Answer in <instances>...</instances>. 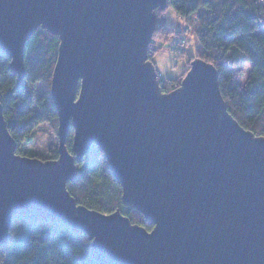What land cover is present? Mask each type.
Returning a JSON list of instances; mask_svg holds the SVG:
<instances>
[{
    "label": "water",
    "instance_id": "obj_1",
    "mask_svg": "<svg viewBox=\"0 0 264 264\" xmlns=\"http://www.w3.org/2000/svg\"><path fill=\"white\" fill-rule=\"evenodd\" d=\"M168 0H0V54L20 89L26 41L58 38L50 98L57 159L15 154L0 104V249L15 216L61 223L99 264H264V137L227 112L217 69L190 62L162 92L148 60ZM73 131L70 152L66 137ZM121 187L119 210L77 204L66 184L92 146Z\"/></svg>",
    "mask_w": 264,
    "mask_h": 264
},
{
    "label": "trees",
    "instance_id": "obj_2",
    "mask_svg": "<svg viewBox=\"0 0 264 264\" xmlns=\"http://www.w3.org/2000/svg\"><path fill=\"white\" fill-rule=\"evenodd\" d=\"M168 4L179 19L193 25L198 58L217 69L219 91L227 112L245 130L264 137V0H168ZM168 31L167 27L161 30L164 41L174 34ZM152 44L153 38L148 45V57L156 52ZM58 46L57 37L36 29L26 41L25 78L20 89L15 87L9 57L0 54V104L8 132L17 144L15 154L19 156L24 155L19 146L30 142L37 127L33 107L47 117L55 114L49 86ZM249 64L248 76L243 82L238 81V72ZM158 82L164 93L181 83L178 78ZM37 84L42 87L38 100L33 88ZM52 120L56 131L57 120ZM68 131L66 146L70 152L73 131ZM48 154L49 160L58 157L56 148ZM76 175V181L66 186L77 204L104 214L119 210L132 224L148 231L153 229L137 211L121 203L120 184L98 147L93 145L76 163ZM11 222L7 246L0 249V264H99L90 257L87 237L74 234L65 224L29 222L20 216Z\"/></svg>",
    "mask_w": 264,
    "mask_h": 264
},
{
    "label": "rangeland",
    "instance_id": "obj_3",
    "mask_svg": "<svg viewBox=\"0 0 264 264\" xmlns=\"http://www.w3.org/2000/svg\"><path fill=\"white\" fill-rule=\"evenodd\" d=\"M158 27L156 34L153 35L152 49L153 52L149 55L148 60H151L155 71L159 75V81L179 79L181 81L188 72L189 62L198 58V43L193 34V25L184 22L175 15L174 11L168 7L165 11L158 12ZM167 27L170 31H174L169 40L164 41V35L161 30ZM176 33V34H175ZM152 40V39H151ZM250 64L243 70L238 72L237 79L243 82L248 76ZM35 99L38 100L42 94L40 84L35 85ZM36 112L35 120L37 127L33 131V135L29 143H21L19 146L22 156L37 155L40 160H49V151L57 148V131L53 128V120L55 114L47 117L39 111L36 106L33 107ZM27 157V156H26Z\"/></svg>",
    "mask_w": 264,
    "mask_h": 264
}]
</instances>
